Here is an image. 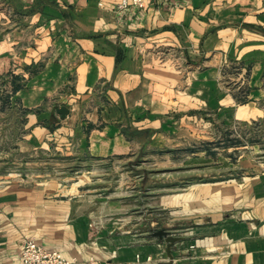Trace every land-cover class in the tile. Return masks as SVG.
Instances as JSON below:
<instances>
[{"label": "crops", "instance_id": "crops-1", "mask_svg": "<svg viewBox=\"0 0 264 264\" xmlns=\"http://www.w3.org/2000/svg\"><path fill=\"white\" fill-rule=\"evenodd\" d=\"M119 4L0 0V114L5 104L29 112V150L126 157L163 147L172 121L264 120V0ZM7 164L0 264H19L31 239L81 263L264 264V176L234 220L221 214L196 228L171 258L166 242L102 223L103 209L82 207L54 183L7 175Z\"/></svg>", "mask_w": 264, "mask_h": 264}, {"label": "rangeland", "instance_id": "rangeland-1", "mask_svg": "<svg viewBox=\"0 0 264 264\" xmlns=\"http://www.w3.org/2000/svg\"><path fill=\"white\" fill-rule=\"evenodd\" d=\"M3 112L0 163H8L5 174L28 176L25 182L31 185H59L77 196L82 207L103 209L102 223L112 221L140 237L159 239L152 235L165 230L186 239L222 215L234 220L245 208L242 195L249 204L254 181L264 176V120L223 123L216 113L176 120L163 147L96 159L55 149L29 150V112L8 104Z\"/></svg>", "mask_w": 264, "mask_h": 264}, {"label": "built area", "instance_id": "built-area-1", "mask_svg": "<svg viewBox=\"0 0 264 264\" xmlns=\"http://www.w3.org/2000/svg\"><path fill=\"white\" fill-rule=\"evenodd\" d=\"M146 0H120L119 10H126L130 7L143 9ZM148 261H152L149 258ZM19 264H116L112 261H100L94 257L81 263L76 257H66L61 252L48 249L35 239L28 240L21 253Z\"/></svg>", "mask_w": 264, "mask_h": 264}, {"label": "water", "instance_id": "water-1", "mask_svg": "<svg viewBox=\"0 0 264 264\" xmlns=\"http://www.w3.org/2000/svg\"><path fill=\"white\" fill-rule=\"evenodd\" d=\"M59 114L62 115L63 118H66V116L69 114V111L66 107H63L58 110ZM152 237H157L161 240H164L168 245V255L172 258V248L173 246L182 241V238L176 237L173 234H171L169 231L161 230L155 234L152 235Z\"/></svg>", "mask_w": 264, "mask_h": 264}]
</instances>
